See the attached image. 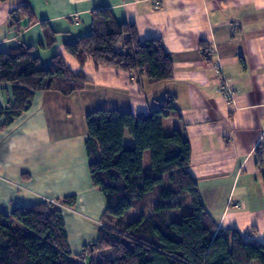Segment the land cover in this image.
I'll return each instance as SVG.
<instances>
[{
	"label": "crops",
	"instance_id": "obj_1",
	"mask_svg": "<svg viewBox=\"0 0 264 264\" xmlns=\"http://www.w3.org/2000/svg\"><path fill=\"white\" fill-rule=\"evenodd\" d=\"M21 4L34 18L14 31L11 13ZM99 8L134 23L141 39L159 38L172 78L149 82L70 56L64 45L90 34ZM18 43L32 46L45 66L60 56L86 81L69 95L37 91L12 123L0 118V211L75 196L59 205L70 252L82 254V264L99 261L91 247L105 199L90 179L85 117L98 109L147 113L174 96L176 113L162 119L163 132L177 130L189 142L188 170L206 211L220 230L264 244V0H0V51ZM217 66L235 90L232 104L218 91ZM10 99L11 85L0 83L1 103Z\"/></svg>",
	"mask_w": 264,
	"mask_h": 264
},
{
	"label": "trees",
	"instance_id": "obj_2",
	"mask_svg": "<svg viewBox=\"0 0 264 264\" xmlns=\"http://www.w3.org/2000/svg\"><path fill=\"white\" fill-rule=\"evenodd\" d=\"M11 14L14 31L22 28L21 20L34 18L29 4ZM41 25L52 34L47 23ZM64 49L80 64L91 59L95 68L137 72L149 82L173 76L162 41L141 39L134 23L117 21L108 8L93 10L90 34ZM85 81L83 72H72L60 56L43 65L24 43L0 51V83L11 85V99L6 105L0 101L3 125L28 109L35 92L69 95ZM175 113V97L169 96L147 113L98 109L86 115L90 179L105 199L91 252L110 251L109 258L100 255L90 264H264L263 243L245 240L234 229L220 230L206 211L188 170L189 142L177 130L163 132L162 119ZM74 202L70 196L0 211V264H80L83 255L71 254L59 207Z\"/></svg>",
	"mask_w": 264,
	"mask_h": 264
},
{
	"label": "built area",
	"instance_id": "obj_3",
	"mask_svg": "<svg viewBox=\"0 0 264 264\" xmlns=\"http://www.w3.org/2000/svg\"><path fill=\"white\" fill-rule=\"evenodd\" d=\"M216 71H217L218 77H219L218 78V81H219L218 91L227 103L232 104L234 102L235 90L231 85H229L226 82V80H225L224 76L221 74L218 66L216 67Z\"/></svg>",
	"mask_w": 264,
	"mask_h": 264
},
{
	"label": "rangeland",
	"instance_id": "obj_4",
	"mask_svg": "<svg viewBox=\"0 0 264 264\" xmlns=\"http://www.w3.org/2000/svg\"><path fill=\"white\" fill-rule=\"evenodd\" d=\"M129 136V135H128ZM145 155L144 156H146V160H148V164H145V162H144V160H143V162H144V166L145 167H148V165H149V152L148 151H146L145 153H144ZM133 214H134V212L133 211H131V213H130V216H133ZM99 255H101V256H104V257H110V251L109 250H105V251H101V253H99V252H97ZM82 261L83 260H81L80 262H81V264H82ZM252 264H258L256 261H253L252 262Z\"/></svg>",
	"mask_w": 264,
	"mask_h": 264
}]
</instances>
